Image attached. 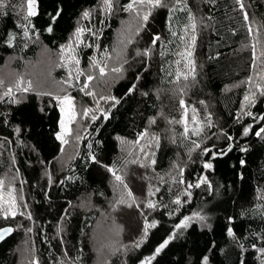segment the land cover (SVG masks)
<instances>
[{
    "label": "trees",
    "instance_id": "trees-1",
    "mask_svg": "<svg viewBox=\"0 0 264 264\" xmlns=\"http://www.w3.org/2000/svg\"><path fill=\"white\" fill-rule=\"evenodd\" d=\"M129 2L114 0L113 11L106 14L102 0H36V15L28 17V0H5L0 8V74L14 57L20 61L18 66H23L35 60L42 47L59 51L78 27L86 29L84 43L76 51L78 67L87 70L92 58L108 63L104 51L114 53L119 33L133 18V13L122 10ZM167 3L173 11L155 9L139 35L133 32L134 43L125 52V71L115 73L104 89V80L100 81L99 76L90 85L97 98L103 91L105 97L115 96L120 103L111 107L112 101L101 100L108 118L99 112L94 113L98 117L95 121L86 122L76 153L64 168L56 165L63 148L57 139L61 110L56 100L41 97L36 91L13 102L9 97H0V178L13 168L23 198L18 204L27 205L17 209L25 215L18 212L14 219L6 220L0 213V228H16L0 244V264H21L19 253L22 256L20 248L24 244L30 248L25 262L32 257L39 264H97L95 238L100 236L96 237V228L101 210L109 208L113 196V173L108 168L124 167L120 140H140V134L150 129L154 130L153 136L159 137L158 145L157 141L153 145L156 163L147 167L131 164L125 181L134 196H150L156 207L146 210L143 205H123L115 210L114 218L123 228L121 240L132 245L124 253L122 264H140L153 256L151 264H205L204 257L207 264H262L264 253L259 249L264 248V202L260 198L264 191V138L254 133L264 127V121L259 120L264 115V96L247 110L253 116L242 115L247 92L242 83L254 71L256 58L249 26L252 20L264 22V0H244L248 21L235 0ZM85 11L91 14L87 19L83 17ZM189 14L195 17V33ZM193 34L196 43L189 48ZM155 35L161 40L153 46ZM10 36L15 37L11 46ZM149 48L152 51L148 56H135L136 50ZM186 49L193 52L195 79L185 104L194 107L203 120L200 135L183 134L185 108L167 95L184 67L185 56L179 53ZM59 70L57 77L66 80L68 71ZM134 83L136 91L129 94ZM98 87L103 90L98 91ZM81 93L72 90L77 105L88 99ZM91 102L89 99V105ZM163 113L173 115L167 118V126L162 121ZM153 119L155 123H151ZM208 119L211 128L205 127ZM173 120L180 122L169 123ZM247 125L252 131L245 136L243 128ZM226 136L233 139L228 141ZM193 141L201 147L195 148ZM204 147L217 156L204 155ZM220 150L226 154L220 155ZM92 155L99 163L92 161ZM177 160L181 161L182 174L173 172ZM206 162L213 167L205 169ZM201 176L208 178L211 191L203 184L187 187L198 183ZM176 198L181 200L180 205L173 203ZM29 213L31 219L27 218ZM195 213L206 219L193 218L186 228H176L185 216ZM146 222H156L147 236L143 232ZM228 228H232L235 239L228 235ZM169 237L168 244L156 254L155 249Z\"/></svg>",
    "mask_w": 264,
    "mask_h": 264
},
{
    "label": "rangeland",
    "instance_id": "rangeland-1",
    "mask_svg": "<svg viewBox=\"0 0 264 264\" xmlns=\"http://www.w3.org/2000/svg\"><path fill=\"white\" fill-rule=\"evenodd\" d=\"M102 8V6H101ZM140 24V21L134 19V13L133 18L129 19L123 27V30L119 33L118 37V46L116 45V50L120 51L124 48V45L120 43L121 40H124L125 43H127V39L131 38L133 36V32L137 29V25ZM264 24V22H261L259 20H252L251 21V28H252V41L250 45L253 47L255 51V66L254 71L252 75L246 79L242 84L246 86L247 92L246 95H251L252 93H255V101L259 99L260 91L262 88H264V56L261 55L262 52H264V29H259V25ZM129 25H131V29L129 30ZM83 39V38H82ZM73 44V48L75 49L74 53L65 52L64 60L61 59V49L59 51L50 50L48 48L42 47L38 57L33 61L24 62L23 66H18L20 61L18 58L14 57L10 59L4 69L2 70L0 74V80H3V85H0V97H3V93L7 91L8 88H12V96L14 99H20L23 97L25 92H19L15 88L16 81L23 77L25 81L32 80L34 84L38 83L39 87L36 89L37 91H45V92H51L54 95H60L63 96L65 94H70L72 97V90H76L86 82L87 75H93L96 79L97 76L101 79L100 81L104 80V86L103 89L107 86V83H110V79L115 76V73H112L110 70L112 67H119V61L121 59L116 58V52H114L111 55V58L108 59L107 67L105 68V72L107 73L105 76L101 77L99 74V68H93L92 65L87 70L81 69L78 67V65L75 64L73 61L72 63H67L68 57L70 55L76 56L77 51V44L75 41V37L72 36L70 41ZM68 42V43H69ZM65 44L63 47H65ZM80 45V44H79ZM77 58V57H76ZM188 59H192V57L188 58L185 55V58L183 59L184 67L181 74V79L179 82H176L175 85L170 89V94H167L171 96L173 99L177 100V102L180 103V100L183 99L186 103L187 96L190 95L189 88L192 85V75L189 72V67L186 65L188 64ZM100 61V60H99ZM61 64H65V67H61ZM104 63L100 61V66H103ZM77 67L82 70L85 75L80 76L79 81L75 79L76 75V69ZM59 69H65L69 70L72 69L73 72V78H72V84L74 87H68L66 84L63 83L65 80H60L57 77ZM183 74H188V79L185 81L183 79ZM92 80L89 82V88L86 91H94L92 90L90 85H93L96 83V81ZM261 86V87H258ZM61 89H65L66 91H61ZM98 91H101L103 89L96 88ZM183 89V92L180 90ZM81 95H85L83 92ZM104 95V92L102 91L99 96ZM98 96V98H99ZM41 97H50V96H41ZM52 98V97H50ZM96 96V99H98ZM89 99H92L93 102L89 105ZM246 102L244 101L243 105V111H247L252 105H249L245 107ZM75 109L74 111L77 113L76 118L74 121L69 123V108L67 105L64 106L65 111L64 113L61 112V120H64L66 129L71 130V135L66 136L65 138L69 141L68 144H63V151L60 157L58 158L56 165L60 168H64L67 163L71 160V158L75 155L76 150L78 148V142L79 140H76V135L79 134L80 137H82L86 130V122L91 119V115L94 113H99L101 111L97 110L102 109L103 106L101 105V100L99 102V106H97L95 99L91 96H88V99L83 101L82 103H77L74 100ZM188 110V128L189 133H192V130L196 127H201L203 124V120L198 117L197 111H196V124L192 123V110L194 107L189 108L191 106L186 105ZM60 107V106H59ZM83 108H92L94 110V113H90L88 117H83L81 115ZM195 109V108H194ZM196 110V109H195ZM96 111V112H95ZM96 115V114H95ZM162 121L167 126L168 120L167 118H172L173 115L169 116L168 114H162ZM182 125L185 126V124L182 122ZM165 126V127H166ZM153 129L148 130L147 135H145L142 139L136 140V141H129V140H120V146L122 149V156L121 160L124 164V167L115 168V175H113L112 178V188H113V196L111 200H109L108 203V209L101 210L99 223L96 228V237L95 238V244L98 245L97 247V264H122L124 253L126 251H129L131 249L132 245H126L121 240V233H122V226L119 225L115 218L114 213L115 210L123 205H140L144 206L143 209L147 207V203L150 201V196H148L145 199L138 198L132 194V196L128 195V192L130 189L128 187H125L126 184V176L128 173V169L131 164L139 163L144 165L145 167L151 166V161L153 159V145L155 144V141L153 139V135L155 134L153 132ZM191 131V132H190ZM61 132V126L60 131ZM159 135V134H158ZM1 152V150H0ZM2 157V156H0ZM0 161V165H1ZM122 164V165H123ZM181 161L177 160V163L173 166V172H179L181 169ZM118 175L122 178L123 183L120 181H117L115 176ZM0 179L5 181V187L0 188V202L5 207L7 206L6 202L9 200V190L12 191V195L17 197V201L19 202L20 198V188H19V180H18V173L13 169L10 168L8 173L1 177ZM9 181L11 182L9 184ZM132 193V192H131ZM261 201L264 202V191L260 194ZM121 201H123L121 203ZM86 205V204H85ZM19 212V211H18ZM101 241V242H99ZM20 249L22 250V256L21 252L20 259L22 260L21 264H32L33 258H31V261L25 262L24 259L29 258V255L27 252L30 251V248H28L27 244H24L21 246ZM28 257V258H27ZM37 261V259H34ZM112 261V263L110 262Z\"/></svg>",
    "mask_w": 264,
    "mask_h": 264
},
{
    "label": "snow or ice",
    "instance_id": "snow-or-ice-1",
    "mask_svg": "<svg viewBox=\"0 0 264 264\" xmlns=\"http://www.w3.org/2000/svg\"><path fill=\"white\" fill-rule=\"evenodd\" d=\"M179 2V0H178ZM211 2H214V0H211ZM235 2L239 5V8L240 10L243 12V15H244V19L245 21H248L249 20V13L248 11L246 10V6L244 4V0H235ZM35 4H36V0H28V17H31V16H35L36 15V11H35ZM5 5V0H0V8H3ZM113 7H114V0H102V10L106 13V14H110L112 11H113ZM159 8H168L169 11H173L174 9L171 8L168 3H167V0H130L129 3H127L126 5L122 6V10L125 11V12H130V13H134V19L138 20L141 22L140 24V27H138L136 29V35H139L140 31L143 30L144 26H146L149 22V17L152 16V13L155 9H159ZM57 15H59V13H57ZM90 12L89 11H85L83 13V17L84 18H89L90 17ZM27 19V17L25 18ZM55 19V17H53V20ZM188 20L191 22L190 23V27H191V30L193 33H195V30H196V22H195V17L191 14H189L188 16ZM131 29V25H129V30ZM264 29V24H261L259 25V29ZM48 31L51 32L52 31V28L49 27L48 28ZM86 29L83 28V27H78L74 33V37H75V41H76V44H77V47L79 46V44H82L84 43L82 37L85 33ZM87 31H90V29H88ZM188 31V28H185V32ZM252 32V28L251 26H249V33ZM92 35H95V33H92ZM172 35L175 36L176 33L173 31L172 32ZM24 36L27 37L28 36V31L25 30L24 31ZM15 39L14 36H10L9 37V40H8V44L9 46H11L12 44V40ZM181 40H183V37H180ZM161 40V37L159 35H155L153 38H152V45L155 46L157 44V41H160ZM121 44L124 45V48L120 51H117L116 49H113L114 52H116V58L117 59H122V63L119 67H112L111 68V72L112 73H116V74H122L125 69L123 67L124 64H127L128 63V59L125 55V52L127 50V47L128 45H131L134 43V40L131 39V38H128L127 39V43L124 42V40H121L120 41ZM195 43H196V36L193 34L191 36V45H189L188 47L189 48H194L195 46ZM85 47H91V45H85ZM254 47V46H253ZM97 48L99 50V45H97ZM152 51V49H145L143 52H141L140 50H136L135 51V56L139 57V56H148L149 53ZM65 52H69V53H74L75 52V49L73 48V44L72 42H69L68 45H66L65 47H62L61 48V59L64 60V53ZM104 55L107 57V58H111V54L108 53L106 50L104 51ZM161 55H163V53H161ZM179 55L181 56H187L188 58L192 57L193 55V52L191 50H187L186 49V52H182V53H179ZM262 56H264V52L261 53ZM75 62L76 65H79L80 61L79 59L76 58L75 55H70L68 57V61L67 63H72V62ZM177 63L179 64L180 62L177 61ZM66 65L65 64H61V67H65ZM187 67H189V72L191 73L193 79H195V61L192 60V59H188V64L186 65ZM92 67L93 68H99V74L101 77L105 76L107 73L105 72V68L107 67V64H104L103 66H100V61L95 59V58H92ZM76 71V75H75V79L77 81H79V78L80 76L82 75H85V73L80 70L78 67L77 69L75 70ZM72 78H73V72H72V69H69L68 70V78L66 80L63 81L64 84H66L68 87H74V85L72 84ZM95 77L93 75H87V78H86V82L79 88V91L80 92H83L85 95L87 96H91L95 99V102L97 104V106H99V102L100 100H104L105 102H108V101H112L113 103L111 104V107H115L116 104H119L120 103V100L117 99L115 96H99L98 99H96V92L95 91H86L88 88H89V82H91L92 80H94ZM181 79V74L178 72L177 73V82H179V80ZM183 79L186 81L188 79V74H183ZM137 80H139V76H137ZM3 80H0V85H3ZM39 87V84L36 83L34 84V82L32 80H27L25 81L23 77H20L17 81H16V84H15V88L17 91L19 92H29V91H36V89ZM258 87H261L258 85ZM61 91H66L65 89H61ZM134 91H136V84L134 83L132 85L131 88H129L128 90V93L131 94L133 93ZM181 92H183V89L180 90ZM12 92H13V89L10 87L7 89V91H5L3 93V96L5 97H9V102H13L14 100V97L12 96ZM37 95L39 96H50L52 97L54 100H56V102L58 103V105L60 106V110L62 113H64L65 111V108L64 106L67 105L68 108H69V123H71L72 121L75 120L76 118V115L77 113L74 111L75 109V105H74V97H72L70 94H65L63 96H60V95H54L53 93L51 92H45V91H37L36 92ZM144 95H147V93H144ZM260 95L261 96H264V88H262V90L260 91ZM244 101L246 102L245 104V107L249 106V105H252L255 103V93H252L251 95H245L244 96ZM18 102V101H16ZM201 103H203V101H201ZM180 105L181 107H184L185 108V119L183 120L184 124H185V127H184V135L187 136L188 133H189V128H188V121H187V106L185 104V101L183 99L180 100ZM99 111H101L104 119H107L108 118V113L107 112H104L102 109H97ZM110 111V109H109ZM193 114H192V123L193 124H196L197 121H196V110L193 108L192 110ZM90 113H94V110L92 108H83L82 109V112H81V115L83 117H88ZM242 115H247V116H253V113L250 112V111H247V112H244L243 109H242ZM98 117L95 115V114H92L91 115V120L95 121ZM259 120L261 121H264V115L260 116L259 117ZM180 121H169V123H179ZM151 123H155V119H153L151 121ZM60 126H61V132L60 133H57V139L61 141V144H68L69 141L65 138L66 136L68 135H71V130L70 129H66L65 127V123H64V120L62 119L60 121ZM213 125H212V122L210 119H208L205 127H208V128H211ZM204 130V127H196L192 130V134L193 135H200ZM17 131H19V129H17ZM252 131V126L251 125H247L243 128V134L245 136L249 135V133ZM257 137H261V138H264V127H260L258 131H255L254 133ZM147 135V132L145 133H141L140 136L141 138H143V136ZM76 140H80L82 137H80L79 134L76 135ZM153 139L157 141V145H158V142H159V137L158 136H153ZM226 139L228 141H231L233 138L231 136H226ZM193 144L195 146V148H200L201 147V144L199 143H196L195 141H193ZM63 151V148L61 149ZM229 151L231 150V146H229ZM242 151H247L246 148H243L241 149ZM202 152L204 155H209L211 154L212 158H215L217 156V153L216 152H212V149L211 148H208V147H204L202 149ZM220 155H224L226 154L223 150H220L219 152ZM91 159L93 162L95 163H99V161L97 160L96 156L95 155H92L91 156ZM152 164H155L156 161L155 159H152L151 161ZM241 163L243 164V161H241ZM142 167L144 165H141ZM213 167V165L211 163H205L204 164V168L205 169H211ZM108 171L112 172L113 175H115V171L114 169L112 168H108ZM181 171V174L183 173V169L181 168L180 169ZM116 180L117 181H120L121 183H123L122 181V178L118 175L115 176ZM179 183H185V181L183 180H180L178 181ZM11 182L9 181V184ZM61 183H63V181H61ZM207 185V189L209 191H211L212 189V185L211 183L208 181V178L206 176H201L200 180L198 183H195V184H187V187L188 188H199L201 187V185ZM5 187V181L0 179V188H4ZM125 187H127V185H125ZM151 194V192H150ZM128 195L129 196H132V193L131 191L128 192ZM186 195H191V193H187L186 192ZM2 199V198H0ZM19 199H23L22 197H20ZM123 201H121L122 203ZM173 203H175L176 205H180L181 204V200L179 198H176ZM7 206L5 207L4 205L0 204V213L3 214V218L4 219H9L10 217L11 218H15L18 214V211L17 209L18 208H26L27 205L26 204H18V201H17V197L13 196L12 195V191L9 190V200L6 202ZM131 206V205H129ZM147 207L149 209H154L156 207L155 203L149 201L147 203ZM19 215H25V213L23 211H20L19 212ZM27 218L28 219H31V214H27ZM193 218H197L201 221L205 220L206 217L201 215L200 213H195L194 216H185L179 224L176 225V228H186L188 226V223L193 219ZM231 219V218H229ZM156 227V222H151V223H145L144 225V228H143V232H144V235L147 236L148 234V230L150 228H155ZM13 231L12 228L8 227V228H2L0 229V240L4 239L6 235L10 234L11 232ZM27 231H31V229H27ZM228 235L229 236H232L234 239L236 238L235 237V233L233 232L232 228H228ZM172 237H169L168 239H165L156 249H155V252L156 254H159L160 251L168 244L169 242V239H171ZM136 247H139L140 245L137 243L135 245ZM241 247H243L242 245H240ZM259 251L261 253H264V248H261L259 249ZM67 255V253H66ZM155 257H148L146 260H142L140 261V264H151V260L154 259ZM204 261H205V264H207V257H204ZM32 264H39V261H36V260H33L32 261ZM241 264H243V262H241ZM262 264H264V260H262Z\"/></svg>",
    "mask_w": 264,
    "mask_h": 264
},
{
    "label": "water",
    "instance_id": "water-1",
    "mask_svg": "<svg viewBox=\"0 0 264 264\" xmlns=\"http://www.w3.org/2000/svg\"><path fill=\"white\" fill-rule=\"evenodd\" d=\"M8 227L12 228L13 231H12L10 234L6 235L4 239L0 240V244H1L3 241H5L7 238H9L11 235H13V234L15 233V231H16V228L13 227V226H11V225H7V226H4V227H1L0 229H2V228H8Z\"/></svg>",
    "mask_w": 264,
    "mask_h": 264
}]
</instances>
